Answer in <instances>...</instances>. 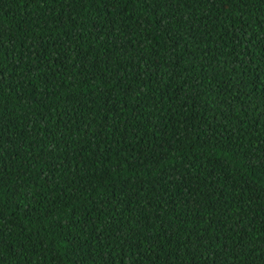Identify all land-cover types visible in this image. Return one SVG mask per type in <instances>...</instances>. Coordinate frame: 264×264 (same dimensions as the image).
<instances>
[{
  "label": "trees",
  "instance_id": "16d2710c",
  "mask_svg": "<svg viewBox=\"0 0 264 264\" xmlns=\"http://www.w3.org/2000/svg\"><path fill=\"white\" fill-rule=\"evenodd\" d=\"M0 264H264V0H0Z\"/></svg>",
  "mask_w": 264,
  "mask_h": 264
}]
</instances>
